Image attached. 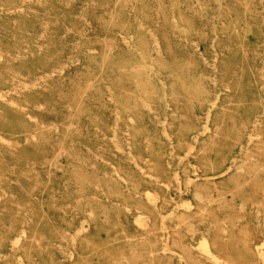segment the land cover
<instances>
[{
    "label": "rangeland",
    "instance_id": "1",
    "mask_svg": "<svg viewBox=\"0 0 264 264\" xmlns=\"http://www.w3.org/2000/svg\"><path fill=\"white\" fill-rule=\"evenodd\" d=\"M143 263L264 264V0H0V264Z\"/></svg>",
    "mask_w": 264,
    "mask_h": 264
},
{
    "label": "bare ground",
    "instance_id": "2",
    "mask_svg": "<svg viewBox=\"0 0 264 264\" xmlns=\"http://www.w3.org/2000/svg\"><path fill=\"white\" fill-rule=\"evenodd\" d=\"M209 107V106H208ZM204 131V130H203ZM196 136V135H195ZM197 137V136H196ZM253 137V136H252ZM196 141V140H195ZM220 175V174H219ZM142 183H143V181H142ZM171 211H173V210H171ZM171 214H172V212H171ZM169 215V214H168ZM85 222V221H84ZM83 222V223H84ZM83 225V224H82ZM141 225H142V223H141ZM139 226H140V222H139ZM142 227V226H141ZM84 228V227H83ZM80 229H82V227L80 228ZM78 233V232H77ZM73 238V237H72ZM19 239V238H18ZM74 239V238H73ZM14 240H12V242H13ZM74 241V240H73ZM15 242V241H14ZM16 242L18 243V240H16ZM204 243V242H203ZM14 244V243H13ZM16 244V243H15ZM201 246V245H200ZM202 246H204L203 244H202ZM197 247V246H196ZM199 248V247H198ZM204 248V247H203ZM261 253V252H260ZM263 256V255H262ZM107 257H109V256H107ZM150 259V258H149ZM215 259V258H214ZM263 262V261H262ZM144 264V263H143ZM225 264H227V263H225Z\"/></svg>",
    "mask_w": 264,
    "mask_h": 264
}]
</instances>
